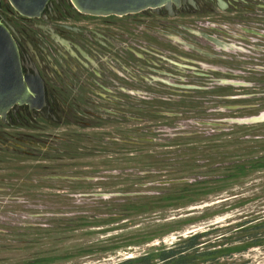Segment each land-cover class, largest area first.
I'll return each mask as SVG.
<instances>
[{"label":"rangeland","instance_id":"1","mask_svg":"<svg viewBox=\"0 0 264 264\" xmlns=\"http://www.w3.org/2000/svg\"><path fill=\"white\" fill-rule=\"evenodd\" d=\"M163 48L177 57V79L175 86L163 85L159 93L178 100L68 102L62 104L71 108V116L58 117L56 123L37 118L25 126L0 124V232L11 231L0 235V264L36 257L33 253L55 258L47 264H119L165 250L229 217L200 218L204 207L225 197L223 187L200 198L202 202L197 197L184 206L105 214L115 213L111 198L155 195L148 185L189 182V175L199 171L187 165L190 159L224 140L209 141L205 135L264 113L263 51L215 52L221 58L208 60L181 43L177 48L164 43ZM192 60L210 68L193 67ZM193 132L201 138L184 139ZM263 132L264 126H256L230 138L241 133L259 138ZM183 144L197 149L180 154ZM195 158L206 160L205 152ZM239 193L246 197L250 190L243 187ZM51 214L99 217L81 222L75 231L55 233L41 221ZM30 226L39 229H26ZM18 240L29 245L18 246ZM193 264L202 263L196 259Z\"/></svg>","mask_w":264,"mask_h":264},{"label":"flooded vegetation","instance_id":"2","mask_svg":"<svg viewBox=\"0 0 264 264\" xmlns=\"http://www.w3.org/2000/svg\"><path fill=\"white\" fill-rule=\"evenodd\" d=\"M12 1L19 10L0 0V24L20 74L38 76L42 107L14 105L3 125L56 123L71 116L68 102L178 100L159 93L177 79V57L164 43L208 60L221 58L215 52H264V0H167L121 15L82 13L70 0Z\"/></svg>","mask_w":264,"mask_h":264},{"label":"trees","instance_id":"3","mask_svg":"<svg viewBox=\"0 0 264 264\" xmlns=\"http://www.w3.org/2000/svg\"><path fill=\"white\" fill-rule=\"evenodd\" d=\"M245 125L236 123L229 127L226 125L225 128L214 129L216 131L212 130L204 136V139H209V141L215 138H224V140H220L217 145L211 144L205 150L203 147L196 152L195 155H202L203 151L205 152L206 160L200 158L204 162H200L195 155L190 159L187 165L199 171L189 175V182L148 185L149 189L156 191L155 195L124 196L114 199V202L111 198L109 202L113 203L112 208L116 210L115 213H111L112 211L105 213L108 214L107 217L125 212L143 213L156 208L184 206L183 204L186 205V202L197 197H199L197 200L202 202L200 198L215 193L223 187L225 197L204 207L200 218L210 219L218 214H229L223 223L211 224L202 232L189 233L165 250L125 259L119 264H193L196 259L202 264H234L236 260L239 264H264V132L260 133L259 138H254L253 135L246 137L242 133L230 138L243 130L264 126V121ZM199 135L193 132L186 135L184 139L197 140L201 138ZM185 146L188 145L183 144V148L179 149L180 154L197 149L196 147L187 149ZM218 148L221 149V153L218 152ZM208 151L210 153H207ZM211 156H220V158L211 159L209 158ZM231 186H236L237 192L228 193L226 190ZM243 187H248L249 196L241 197L239 190ZM245 204H248L246 205L248 207ZM209 211L211 213H208ZM98 217L97 214L90 216L73 214L69 217L64 214H51L47 218H42L41 221L46 220L45 230L62 233L75 231L81 226V222L95 220ZM26 229L33 231L39 227L30 226ZM10 232H0V235L10 234ZM23 234L26 235L25 232ZM208 235L213 236L201 241L202 237ZM16 245L29 244L18 240ZM2 248L0 246V249ZM255 253L257 255L254 257ZM33 254L36 257L9 264H47L55 260L54 257H38L37 253Z\"/></svg>","mask_w":264,"mask_h":264},{"label":"water","instance_id":"4","mask_svg":"<svg viewBox=\"0 0 264 264\" xmlns=\"http://www.w3.org/2000/svg\"><path fill=\"white\" fill-rule=\"evenodd\" d=\"M9 3L18 7L12 0ZM167 0H70L79 12L92 15L128 14L146 8H155ZM24 14L23 11H19ZM25 78L26 84L23 81ZM27 105L29 108L42 107V99L38 76L30 79V73L21 75L14 42L8 31L0 24V119H4L7 111L14 105ZM226 107L225 109H230ZM264 121V113L255 117L233 121L236 124H252ZM214 126L210 123H199ZM184 180L165 181L160 185L180 184Z\"/></svg>","mask_w":264,"mask_h":264}]
</instances>
